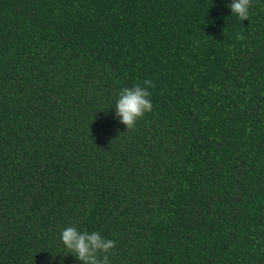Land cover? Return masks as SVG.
<instances>
[{
  "label": "trees",
  "instance_id": "obj_1",
  "mask_svg": "<svg viewBox=\"0 0 264 264\" xmlns=\"http://www.w3.org/2000/svg\"><path fill=\"white\" fill-rule=\"evenodd\" d=\"M0 0V264H264V0ZM152 82L129 129L111 106Z\"/></svg>",
  "mask_w": 264,
  "mask_h": 264
},
{
  "label": "clouds",
  "instance_id": "obj_2",
  "mask_svg": "<svg viewBox=\"0 0 264 264\" xmlns=\"http://www.w3.org/2000/svg\"><path fill=\"white\" fill-rule=\"evenodd\" d=\"M249 4L250 0H230L226 6L231 14L244 20L248 18ZM151 86L152 82L145 79L142 85L137 83L122 87L111 105L114 106L113 118L126 125L127 129L133 127L140 117L152 110ZM60 241L81 264H111L108 253L115 241L101 235L99 231L65 226L60 230Z\"/></svg>",
  "mask_w": 264,
  "mask_h": 264
}]
</instances>
